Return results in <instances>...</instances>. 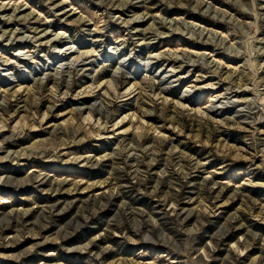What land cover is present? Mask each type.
<instances>
[{
  "label": "rangeland",
  "instance_id": "rangeland-1",
  "mask_svg": "<svg viewBox=\"0 0 264 264\" xmlns=\"http://www.w3.org/2000/svg\"><path fill=\"white\" fill-rule=\"evenodd\" d=\"M0 264H264V0H0Z\"/></svg>",
  "mask_w": 264,
  "mask_h": 264
},
{
  "label": "bare ground",
  "instance_id": "bare-ground-1",
  "mask_svg": "<svg viewBox=\"0 0 264 264\" xmlns=\"http://www.w3.org/2000/svg\"><path fill=\"white\" fill-rule=\"evenodd\" d=\"M92 105H93V106H90L91 109H94V110H96V111H98V112H100V113H102V114H105V113H104L103 106H102L100 103H98V104L93 103ZM213 107H214V106H213Z\"/></svg>",
  "mask_w": 264,
  "mask_h": 264
}]
</instances>
